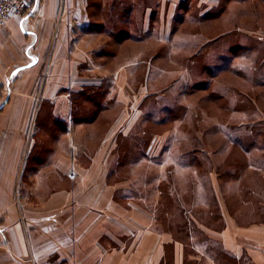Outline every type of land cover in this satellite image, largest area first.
Returning <instances> with one entry per match:
<instances>
[{"label": "rangeland", "instance_id": "obj_1", "mask_svg": "<svg viewBox=\"0 0 264 264\" xmlns=\"http://www.w3.org/2000/svg\"><path fill=\"white\" fill-rule=\"evenodd\" d=\"M113 1L111 12L88 10L104 23L89 43L92 71L104 83L88 97L100 103L99 114L126 116V134L121 130L107 155L114 203L143 215L142 229L158 238L159 264H264V0H181L174 10L173 0H143L144 7L127 18L131 10L124 8L118 19ZM39 12L40 0L33 16ZM102 68L107 74L99 76ZM123 70L128 102L120 94L116 106L114 80ZM69 100L58 116L61 128L48 105L41 107L46 126L36 108L27 127L15 179L20 229H36L19 197L36 204L30 178L48 161L66 120L87 124V137L111 125H92L102 116L85 111L94 109L90 103L75 121ZM73 171L58 189H73ZM68 206L74 211V203ZM131 220L128 228H138ZM6 221L0 217V229ZM55 222L54 215L46 219Z\"/></svg>", "mask_w": 264, "mask_h": 264}, {"label": "crops", "instance_id": "obj_2", "mask_svg": "<svg viewBox=\"0 0 264 264\" xmlns=\"http://www.w3.org/2000/svg\"><path fill=\"white\" fill-rule=\"evenodd\" d=\"M94 1L99 5L97 10L105 8L111 12V0L104 1L105 7L102 0ZM173 1L176 4L172 3L170 8L174 10L181 0ZM113 2L114 6L119 4L120 11L131 10L126 13L127 18L147 1ZM88 3V0H40L37 16L15 18L0 29V108L3 107L0 109V217L7 220L6 229H0V264H159L153 247L158 238L148 229H142L143 215L135 206L130 204L128 212L114 203L116 188L110 187L106 178L110 167L107 155L121 130L126 134L123 113L107 118L110 113L100 112L98 115L102 117L92 125L95 122L99 127L101 123L106 128L111 125L107 131L91 129L89 137L93 142L86 140L88 143L81 142L83 138L89 139L83 129L87 124L72 121L71 124L65 119L66 132L54 143L46 164L30 178L36 204H28L27 198L19 197L24 213L37 219L36 229H20L14 224L15 179L34 109L37 108L38 114L40 106L48 105L53 119L58 121L64 106H70L72 92L98 88L104 83V78L95 79L93 48L89 45L94 37L93 29L103 27L104 23L90 18ZM126 73L123 70L114 80L116 106L120 94V99L128 102ZM97 74L107 73L102 68ZM71 169L76 173L73 189H58L60 182H67L66 173ZM46 184L47 194L43 197ZM71 203L75 204L74 211L68 206ZM53 215L56 222L52 226L46 219ZM128 219H135L138 228H128ZM28 221L29 226L34 222L30 218ZM148 233L151 246L145 244Z\"/></svg>", "mask_w": 264, "mask_h": 264}, {"label": "trees", "instance_id": "obj_3", "mask_svg": "<svg viewBox=\"0 0 264 264\" xmlns=\"http://www.w3.org/2000/svg\"><path fill=\"white\" fill-rule=\"evenodd\" d=\"M88 7H90V9H96L97 10V8H99V5L95 1L93 2V0H90V3L88 4ZM90 9H88V10L90 11ZM124 12L125 11H121L117 15V17L118 18L119 17H122L123 14H124ZM97 28H102V27H97ZM91 29H93V27H91ZM101 90H102V85L99 88H89V89H84V90H82L80 92H72L71 93V95H70V98H71V112H72V118H76L75 121H77V118H79V115H80V111L82 109V106L83 105L86 106L88 103H90V105H92L94 109L91 110L90 108H92V107H90V108H87V110H85V111H87L88 114H89V112H92V114L95 115L94 117H97V115L99 114V104L100 103H97L96 100H93V98L90 99L88 97V96H90V94H88V92H92V94L94 95V97H96L98 94H100V91ZM85 106L83 107V109L86 108ZM42 109L43 108H41V106H40L39 111H38V114H37V119L39 121V126H41V128H42V126H46V124L43 123V122H45V120H43V117L41 115L42 114V112H41ZM83 109H82V112L84 111ZM50 115H51V113H50ZM51 117H52V115H51ZM53 123H55L56 124V127H57V125H58L59 122L57 120H54L53 119ZM58 126L61 128V124H59ZM122 151L126 152V150H125L124 147H123V150Z\"/></svg>", "mask_w": 264, "mask_h": 264}, {"label": "built area", "instance_id": "obj_4", "mask_svg": "<svg viewBox=\"0 0 264 264\" xmlns=\"http://www.w3.org/2000/svg\"><path fill=\"white\" fill-rule=\"evenodd\" d=\"M39 0H0V29L10 21L23 16H33ZM69 177L74 179L71 172Z\"/></svg>", "mask_w": 264, "mask_h": 264}, {"label": "bare ground", "instance_id": "obj_5", "mask_svg": "<svg viewBox=\"0 0 264 264\" xmlns=\"http://www.w3.org/2000/svg\"><path fill=\"white\" fill-rule=\"evenodd\" d=\"M73 175H74V179H75V178H76V173H75V171H73ZM74 179H73V180H74Z\"/></svg>", "mask_w": 264, "mask_h": 264}]
</instances>
